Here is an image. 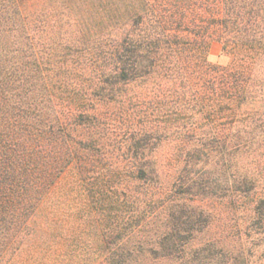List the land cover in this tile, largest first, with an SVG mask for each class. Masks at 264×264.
<instances>
[{
    "label": "trees",
    "instance_id": "16d2710c",
    "mask_svg": "<svg viewBox=\"0 0 264 264\" xmlns=\"http://www.w3.org/2000/svg\"><path fill=\"white\" fill-rule=\"evenodd\" d=\"M0 264H264V0H0Z\"/></svg>",
    "mask_w": 264,
    "mask_h": 264
},
{
    "label": "rangeland",
    "instance_id": "374dc122",
    "mask_svg": "<svg viewBox=\"0 0 264 264\" xmlns=\"http://www.w3.org/2000/svg\"><path fill=\"white\" fill-rule=\"evenodd\" d=\"M209 59L213 62L227 63L229 57L222 51L221 43L215 41L212 43L209 53Z\"/></svg>",
    "mask_w": 264,
    "mask_h": 264
}]
</instances>
